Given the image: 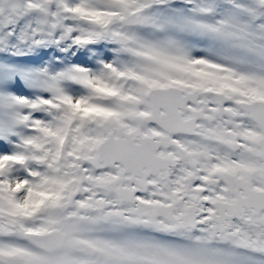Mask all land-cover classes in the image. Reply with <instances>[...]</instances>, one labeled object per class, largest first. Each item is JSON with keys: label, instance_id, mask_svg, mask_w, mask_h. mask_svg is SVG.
I'll return each instance as SVG.
<instances>
[{"label": "snow or ice", "instance_id": "1", "mask_svg": "<svg viewBox=\"0 0 264 264\" xmlns=\"http://www.w3.org/2000/svg\"><path fill=\"white\" fill-rule=\"evenodd\" d=\"M0 264H264V0H0Z\"/></svg>", "mask_w": 264, "mask_h": 264}]
</instances>
